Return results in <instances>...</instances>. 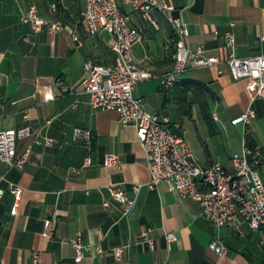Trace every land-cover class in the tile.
<instances>
[{
    "label": "crops",
    "instance_id": "0c3cea01",
    "mask_svg": "<svg viewBox=\"0 0 264 264\" xmlns=\"http://www.w3.org/2000/svg\"><path fill=\"white\" fill-rule=\"evenodd\" d=\"M155 1L173 10L153 9L154 24L121 5L142 38L133 47V58L139 62L147 57L146 68L154 75L135 86L134 96L143 99L146 110L167 116L178 126L175 132L202 166L218 162L232 170V153H241L244 147L257 150L264 181V98L253 100L245 79L232 80L227 66L221 65L222 75L215 68L200 69L172 88L160 84L173 67L169 16L184 20L190 47L203 46L206 55L225 59L229 54L220 39H213L216 31L220 37L233 33L238 58L264 56V0ZM51 4L57 7L55 13L49 11ZM31 5L42 18L59 21L62 30L35 33L23 24L21 13ZM83 8L78 0H0V130L30 126L32 131L30 137L16 141L17 156L30 147L22 169L0 161V188L5 190L0 198V264H35L34 253L36 264H263L264 227L218 229L197 202L181 198L165 182L150 189L136 128L121 127L114 111L88 105L82 86L84 63L111 65L116 56L109 34L90 36L83 31L79 25ZM248 109L255 116L244 133L243 126L232 125L231 120ZM194 115L203 121L200 131L195 124L196 133L182 122L194 121ZM77 128L92 133L88 145L75 140ZM35 137L42 143H34ZM46 138L53 140L52 145L44 143ZM108 155H116L121 167L106 165ZM87 157L90 164L85 165ZM10 185L23 189L16 215L11 214ZM109 187L136 199L129 214ZM46 220L51 221V239L42 234ZM143 231L153 249L140 237ZM167 233L177 239L168 242ZM78 237L89 247L80 262L70 244ZM217 238L227 248L225 255L210 248ZM96 247L101 254L95 253ZM119 247L125 248L116 259L113 251Z\"/></svg>",
    "mask_w": 264,
    "mask_h": 264
},
{
    "label": "built area",
    "instance_id": "2783aa9c",
    "mask_svg": "<svg viewBox=\"0 0 264 264\" xmlns=\"http://www.w3.org/2000/svg\"><path fill=\"white\" fill-rule=\"evenodd\" d=\"M84 8L80 15L79 25L85 33L95 36L107 33L111 36V49L116 56V63L111 65H97L86 62L83 65L85 76L82 80L83 94L88 97V105L94 110H111L118 115V124L121 127L133 125L136 128L138 140L145 152L147 168L150 174L148 187L156 188L165 182L170 191L176 192L181 198H189L197 202L202 214L212 224L221 229L228 227L239 229L246 224L251 230L264 227V181L258 172L260 164L259 152L243 148L241 153H232L230 157L232 170H228L221 163L202 166L196 159L187 142L175 132L177 125H172L167 116L154 114L143 106V99L134 96L135 86L149 80L154 75L147 70L149 59L147 57L136 62L132 55L133 47L142 41L139 32L129 25V16L123 12L121 5L130 7L141 16L150 21L153 9L161 12L173 10L172 6L158 3L155 0H78ZM56 5L51 4L49 11L56 12ZM20 20L29 25L35 33L49 28L52 31H61L63 25L59 21L47 20L38 15V9L31 5L21 13ZM173 36L171 43L174 46L172 58L173 67L160 80L161 87L168 89L183 81L184 76L194 70L215 68L218 75L223 74L221 65H226L232 80L247 81V92L253 100L264 98V56L257 55L245 59L234 54L235 37L233 33L226 32L220 37L218 32L213 33L214 40H221L224 49L229 50L227 58L206 55L205 47L198 46L192 49L189 44V30L181 17L169 16ZM234 23H231L233 26ZM80 46L79 38H73ZM27 40V39H26ZM50 98H52L50 96ZM253 109L231 120L232 125H242L244 133L248 132L251 119L254 118ZM29 119L28 113L24 115ZM30 126L21 129L0 130V161L8 168L22 169L30 155V147L17 156L16 141L30 137ZM76 141L89 144L92 133L88 130L75 129ZM34 143L40 144L42 140L34 138ZM44 143L52 145L53 140L46 138ZM106 165L121 167V161L116 155H108ZM90 159H85V165ZM139 187H135L137 192ZM14 202L11 214L16 215L23 189L10 185L8 189ZM114 200L124 204L125 215L133 209L136 199H130L126 194L114 187H109ZM5 190L0 188V198ZM108 205L107 203L105 204ZM43 236L51 239L53 231L51 221L44 222ZM151 249L153 241L147 237V232L140 235ZM168 242L177 239L174 233H167ZM76 253V261L85 257L89 247L78 237L70 241ZM125 247L114 249L116 259H119ZM210 248L218 255H225L227 248L217 238ZM95 253L101 254L100 247ZM33 262H38V255L34 253ZM264 264V263H263Z\"/></svg>",
    "mask_w": 264,
    "mask_h": 264
},
{
    "label": "rangeland",
    "instance_id": "374dc122",
    "mask_svg": "<svg viewBox=\"0 0 264 264\" xmlns=\"http://www.w3.org/2000/svg\"><path fill=\"white\" fill-rule=\"evenodd\" d=\"M169 105H171V103H169ZM194 118V121L190 120L189 118H182V122L184 124V127L186 128V130H188V127L194 131V133H196V127H195V124L198 125L199 127V131L201 130V125L203 124V121H201L200 119H198L197 116H193ZM205 126V124H204Z\"/></svg>",
    "mask_w": 264,
    "mask_h": 264
},
{
    "label": "trees",
    "instance_id": "16d2710c",
    "mask_svg": "<svg viewBox=\"0 0 264 264\" xmlns=\"http://www.w3.org/2000/svg\"><path fill=\"white\" fill-rule=\"evenodd\" d=\"M176 85H178V84H176Z\"/></svg>",
    "mask_w": 264,
    "mask_h": 264
}]
</instances>
